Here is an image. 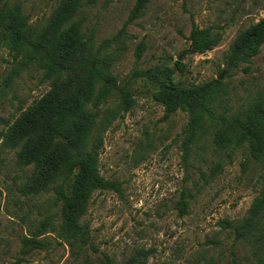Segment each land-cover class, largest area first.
<instances>
[{
    "label": "rangeland",
    "instance_id": "1",
    "mask_svg": "<svg viewBox=\"0 0 264 264\" xmlns=\"http://www.w3.org/2000/svg\"><path fill=\"white\" fill-rule=\"evenodd\" d=\"M11 1L21 3L31 23L42 25L61 0ZM135 1L81 0L75 20L81 19L99 43L124 27ZM261 19L264 0H150L143 15L126 26L124 50L112 67L120 85L132 81L135 105L105 134L99 171L120 182L122 194H93L82 218L88 239L80 248L72 251L53 240L47 251L24 253L21 238L56 209L51 194L29 197L17 191L25 174L14 152L0 147V264H103L99 260L105 258L121 263L142 251L148 253L145 264H258L255 248L237 241L221 223L246 216L261 187V165L245 148L218 150L209 141L193 145L185 164L179 137L188 115L178 111L164 118L152 98L153 85L131 77L136 69L173 68L180 62L184 68L174 74L177 82L200 84L221 77L231 112H237L264 92V45L250 64L230 72L227 51L241 31ZM193 24L219 33V44L205 54H191L187 38ZM13 65L0 42V131L48 90L33 70L5 85ZM217 165L218 173L205 183L202 175L209 177ZM183 192L191 198L186 197L188 208L180 215L176 204Z\"/></svg>",
    "mask_w": 264,
    "mask_h": 264
},
{
    "label": "trees",
    "instance_id": "2",
    "mask_svg": "<svg viewBox=\"0 0 264 264\" xmlns=\"http://www.w3.org/2000/svg\"><path fill=\"white\" fill-rule=\"evenodd\" d=\"M150 0H136L124 27L110 38L96 43L94 33L75 20L82 11L81 0H61L42 25L31 23L20 2L0 0V42L14 63L3 80L10 85L21 72L33 70L46 83L47 92L27 108L19 109L12 124L0 131V147L14 152L15 163L25 174L17 191L23 196L52 195L56 209L21 238L22 250L47 251L52 241L66 244L72 251L88 239L82 218L94 193L122 194L121 183L104 178L99 159L104 138L115 122L129 113L135 100L131 82L122 85L112 72L124 48L125 28L139 19ZM195 24L188 35L191 54H205L220 42L221 35ZM264 45V19L241 31L229 46L225 64L228 71L250 64ZM144 50L136 49L135 61ZM184 65L173 68L136 69L132 80L153 85L152 98L164 110V118L176 112L188 115L179 141L185 164L193 145L209 141L218 150L245 148L261 165V187L246 216L236 223L222 222L237 241L255 248L258 264H264V92L247 105L231 112L228 90L218 78L200 84L183 85L174 79ZM209 139V140H208ZM214 167L204 182L218 173ZM190 194L183 192L177 202L179 214H186ZM1 210V206H0ZM53 234L54 238H48ZM147 252H138L117 263L108 258L103 264H145Z\"/></svg>",
    "mask_w": 264,
    "mask_h": 264
},
{
    "label": "water",
    "instance_id": "3",
    "mask_svg": "<svg viewBox=\"0 0 264 264\" xmlns=\"http://www.w3.org/2000/svg\"><path fill=\"white\" fill-rule=\"evenodd\" d=\"M181 60V57L178 58V61ZM219 80L221 79V77L218 78ZM101 258V255L99 256Z\"/></svg>",
    "mask_w": 264,
    "mask_h": 264
}]
</instances>
